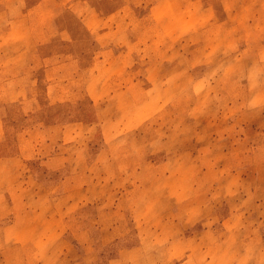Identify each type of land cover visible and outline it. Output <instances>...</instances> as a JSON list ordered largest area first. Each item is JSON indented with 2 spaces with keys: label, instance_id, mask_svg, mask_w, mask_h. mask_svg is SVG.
<instances>
[{
  "label": "rangeland",
  "instance_id": "1",
  "mask_svg": "<svg viewBox=\"0 0 264 264\" xmlns=\"http://www.w3.org/2000/svg\"><path fill=\"white\" fill-rule=\"evenodd\" d=\"M0 264H264V0H0Z\"/></svg>",
  "mask_w": 264,
  "mask_h": 264
}]
</instances>
